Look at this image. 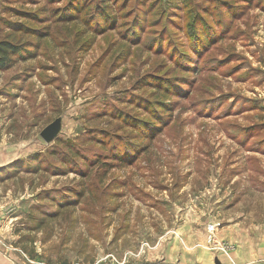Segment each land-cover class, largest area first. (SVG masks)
Wrapping results in <instances>:
<instances>
[{
    "label": "rangeland",
    "instance_id": "374dc122",
    "mask_svg": "<svg viewBox=\"0 0 264 264\" xmlns=\"http://www.w3.org/2000/svg\"><path fill=\"white\" fill-rule=\"evenodd\" d=\"M101 2L0 0V264H264V0Z\"/></svg>",
    "mask_w": 264,
    "mask_h": 264
},
{
    "label": "trees",
    "instance_id": "16d2710c",
    "mask_svg": "<svg viewBox=\"0 0 264 264\" xmlns=\"http://www.w3.org/2000/svg\"><path fill=\"white\" fill-rule=\"evenodd\" d=\"M101 3H104L106 6L109 4V0H101ZM80 9V7H78ZM105 21V20H104ZM28 30L30 28H27ZM207 36H201V42L205 43L207 42ZM25 42H21L19 40H14V36L11 34V32H9L8 34H6L4 37H0V71L6 70L10 67L13 66L14 62H16V59L19 58V56L21 55V50L23 49ZM156 120V118H154ZM57 141L58 138H55ZM65 146H67L66 149L73 151L72 157L73 159H80V156H78L76 154V150L72 149L71 147H69L67 144H65ZM57 152H55L54 150L51 151L52 155H56ZM57 157L59 160H57V162L60 165H68V156L67 154L64 156V154H57ZM114 158L118 161V162H129L131 161V159H129V156H114ZM131 158H133V156H131ZM83 160V166H79L77 165V168H73L75 169V171L79 172L82 177L86 178L88 177L90 171L94 168L97 167V165H100V167L102 166H107L109 163L105 162L103 160H100L99 158H89V156H85ZM60 166L61 168L57 169L58 171L64 172L66 169ZM69 169H72L71 166L69 167ZM87 188L84 187L81 191V193H75V195L79 194V197L83 198L85 196V194L87 193ZM68 196H71L72 198H74V194H67ZM74 206V203L70 202V201H65V203H62L59 205V207L63 210L66 209L67 207H71ZM38 227V223L35 224L32 227ZM30 257L32 258V255H30Z\"/></svg>",
    "mask_w": 264,
    "mask_h": 264
},
{
    "label": "water",
    "instance_id": "95a60500",
    "mask_svg": "<svg viewBox=\"0 0 264 264\" xmlns=\"http://www.w3.org/2000/svg\"><path fill=\"white\" fill-rule=\"evenodd\" d=\"M60 127H61V118L57 117L41 130L40 136L43 138L45 142L49 143L53 141L55 138H57L58 132L60 131ZM215 264H221L217 258L215 259Z\"/></svg>",
    "mask_w": 264,
    "mask_h": 264
},
{
    "label": "crops",
    "instance_id": "0c3cea01",
    "mask_svg": "<svg viewBox=\"0 0 264 264\" xmlns=\"http://www.w3.org/2000/svg\"><path fill=\"white\" fill-rule=\"evenodd\" d=\"M263 247H264V244H260L259 245L258 243L255 245V247H253V245H251L249 248L246 247V248H248V249H245L246 250V255L250 256V257H256V258H263L264 259V251H262V249H261ZM220 263L224 264L223 261L220 262ZM230 263L232 264V262H230ZM234 264H235V262H234Z\"/></svg>",
    "mask_w": 264,
    "mask_h": 264
},
{
    "label": "built area",
    "instance_id": "2783aa9c",
    "mask_svg": "<svg viewBox=\"0 0 264 264\" xmlns=\"http://www.w3.org/2000/svg\"><path fill=\"white\" fill-rule=\"evenodd\" d=\"M221 251H223V252H224V255L226 256V258H227L230 262H232V264H234V260L232 259V257L229 256V252H228V250H225V249L221 248Z\"/></svg>",
    "mask_w": 264,
    "mask_h": 264
}]
</instances>
